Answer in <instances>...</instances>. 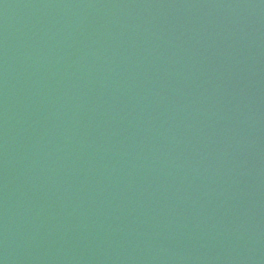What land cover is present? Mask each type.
Masks as SVG:
<instances>
[{
	"label": "water",
	"instance_id": "1",
	"mask_svg": "<svg viewBox=\"0 0 264 264\" xmlns=\"http://www.w3.org/2000/svg\"><path fill=\"white\" fill-rule=\"evenodd\" d=\"M0 264H264V0H0Z\"/></svg>",
	"mask_w": 264,
	"mask_h": 264
}]
</instances>
